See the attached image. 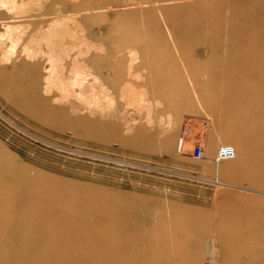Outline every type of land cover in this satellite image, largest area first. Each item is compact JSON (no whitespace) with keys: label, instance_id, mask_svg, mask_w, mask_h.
<instances>
[{"label":"rangeland","instance_id":"1","mask_svg":"<svg viewBox=\"0 0 264 264\" xmlns=\"http://www.w3.org/2000/svg\"><path fill=\"white\" fill-rule=\"evenodd\" d=\"M263 3L63 0L65 16L97 7L79 22L7 20L78 40L124 67L109 96L99 74L78 85L44 79V66L22 77L0 71V110L20 126L0 114V193L16 195L10 205L0 198V264H78L61 249L64 226L41 217L73 220L81 205L122 227L110 234L118 264H187L194 255L197 264H264ZM41 38H30L35 57L47 54ZM144 61L149 69L138 71ZM141 74L154 77L147 95L163 102L152 111L132 107L143 86L121 91ZM90 94L91 102L78 98ZM24 213L29 227L19 225Z\"/></svg>","mask_w":264,"mask_h":264},{"label":"bare ground","instance_id":"2","mask_svg":"<svg viewBox=\"0 0 264 264\" xmlns=\"http://www.w3.org/2000/svg\"><path fill=\"white\" fill-rule=\"evenodd\" d=\"M25 1L26 0H20V1L0 0V3H2V5H0V60L2 62H5L2 63L0 61V71L2 73V78L8 77L9 75L8 70L11 67L17 69L16 74H19L22 77L24 71L32 75V73L33 74L36 73L38 68L44 66L43 69H46V76L44 77V79H48L50 82L69 84L71 81H73L76 84L80 85L86 80L94 81L93 78L94 75L99 74L100 77L97 78H101L103 83L105 84L107 89L106 92L108 93L106 94L107 96L110 95L111 90H116L119 87V82L113 80V74H119V76H122L121 72L123 71L122 68L124 67V65L122 63L116 65L117 59H113V58H109L105 60L97 59L95 57L90 56L89 53L86 52L87 45L82 44L78 40L76 41L67 40L66 38L62 39L61 37L53 38L51 37L49 31L39 30V32L36 31L34 32V29L30 27L29 29L19 28V25L22 23L14 22L13 24H8L7 22V20L14 21V19L15 20L23 19L27 21L26 24L28 26L30 25L31 27H35L40 23L49 24L50 22H48V20L49 21L51 20L49 19V16L55 14H60L62 19H66V22L69 21L79 22L84 17L82 11L87 12L89 10L96 9L97 6L91 7L89 5H86L82 8L73 6L71 11H74L75 14L73 13L74 15L65 16L63 14H66L67 10L66 7L63 5V0H54L52 2L35 0L37 6L35 4L34 6L27 8L22 7L18 4V2L24 3ZM57 3H60L63 6L56 7L55 4ZM79 15H81V17ZM39 19H44V20H39ZM37 36L38 37L42 36V38L39 40L41 44L40 49H44L47 52L45 56L35 57L34 55H32L33 51L31 49L30 38L32 37L37 39ZM124 46L125 44L119 46L117 50L118 51L125 50L126 47ZM146 64L149 63L147 61H144V63L139 62V64H137L136 66V69L138 71H142V69L148 70L149 67ZM132 66L133 65H131V67ZM151 67L153 68L152 65ZM151 72L152 71H150V73ZM155 73L156 72H152V75L155 76ZM141 75L142 76L138 75L136 79L132 77L133 81L126 82L128 84L124 83V85H122V88L120 85V88L121 91L127 90L129 92V90L135 91L137 86H143L142 89L138 88L139 89L138 91L142 90V93L136 97L135 101L131 102L134 105V106L132 105V107H136V109L137 110L139 109V111L147 107L145 108L146 111L147 109L149 110V108L152 111V107L157 108L158 107L157 105H160L163 102L160 103V100H157L155 96L147 95L149 92L148 87L150 84L152 85L154 77L144 76V74ZM121 78L124 79V77ZM130 78L131 77H128V79ZM138 79L142 81L137 83ZM128 92L126 94H128ZM152 94L153 92L150 93V95ZM118 96L119 97L122 96V93L118 94ZM78 98L91 102L90 100H93L96 97L90 94L88 96L78 97ZM101 98L99 99L101 100ZM103 101L104 100L102 98L101 102ZM129 103L130 102H128V104ZM110 104H113V102ZM128 104H126V106ZM103 106H105V104ZM0 114L4 116L6 119H8L10 122H12L14 125L19 126L15 121H13L8 116H6L1 110H0ZM160 118L162 119V117ZM11 195L13 194L1 192L0 193L1 202L5 204L8 203L10 205ZM15 206L12 205L10 206L13 211H15L14 208ZM90 212L93 213V211ZM90 212H88L87 210L85 211V209H83V206L81 205L77 213L76 210L72 211V214L74 215L73 220H70V218L62 212L56 215H54V212H48L42 215L41 218H43L47 222L62 224L64 226V229L66 230L61 231L58 240L59 242H62L63 238L64 237L66 238V242L68 244H65L66 247L65 246L63 248L61 247V249L65 250L66 248L69 252H71L73 256L76 253L73 252L74 246L72 244L74 243L75 241L74 238L76 237H71V236L73 235L74 230L76 231V228H78V231L76 232H78L79 240L81 243L80 256L76 258L70 256L72 259H76L78 261V264H118L116 263L117 256L116 254H113L111 250L112 239L110 237L111 236L110 234L112 231H115V229L116 230L120 229V231L123 230L122 227L116 226L115 223L112 222V217L110 214L109 215L101 214L102 216L99 215V218L96 216V214H94V217L91 218L92 216H90L91 215ZM27 217L28 216L26 215V213L21 215L19 214L18 219L23 220L27 224L25 225L20 223L19 225L21 227H29L30 219H26ZM49 217H51V219H48ZM19 225L17 226V224L9 222L5 225V228L6 226L13 227L9 230V232L15 233L17 227H20ZM13 236L14 238L10 237L4 239L5 242H7V240L10 242H15L17 240V236L15 235ZM223 242L227 244V241H225L224 239ZM113 245L115 246L114 243ZM198 260L199 257L194 255L190 258L187 264H197ZM15 264H19V263H15ZM66 264H71V263H66Z\"/></svg>","mask_w":264,"mask_h":264}]
</instances>
